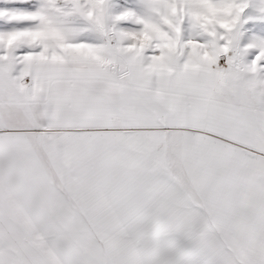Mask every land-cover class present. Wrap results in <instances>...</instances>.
<instances>
[{"label":"snow or ice","instance_id":"obj_1","mask_svg":"<svg viewBox=\"0 0 264 264\" xmlns=\"http://www.w3.org/2000/svg\"><path fill=\"white\" fill-rule=\"evenodd\" d=\"M0 264H264V0H0Z\"/></svg>","mask_w":264,"mask_h":264}]
</instances>
